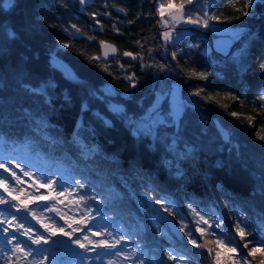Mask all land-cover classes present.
<instances>
[{
  "label": "trees",
  "instance_id": "trees-1",
  "mask_svg": "<svg viewBox=\"0 0 264 264\" xmlns=\"http://www.w3.org/2000/svg\"><path fill=\"white\" fill-rule=\"evenodd\" d=\"M156 3L0 0V144L23 150L54 179L83 183V189L76 186L88 206L126 236L144 264H174L166 252L184 264H217L223 249L217 236L238 245L237 256L261 264V253L248 256L243 244L251 240L249 248L264 250L255 243L264 241V101L258 99L264 93V0H255L240 19L232 17L240 15L243 0L209 7V15L220 18L212 23L244 31L234 58L204 54L210 35L202 28L165 45ZM100 41L117 53L105 59ZM127 75L135 76V87ZM173 84L184 105L177 126L170 117ZM198 89L201 95H194ZM149 116L155 125L144 123ZM190 204L204 217L223 208L229 223L201 236ZM156 205L172 209L179 228L203 248L189 244L185 232L182 242L166 227L160 236ZM238 214L250 225L245 241L236 231Z\"/></svg>",
  "mask_w": 264,
  "mask_h": 264
},
{
  "label": "rangeland",
  "instance_id": "rangeland-1",
  "mask_svg": "<svg viewBox=\"0 0 264 264\" xmlns=\"http://www.w3.org/2000/svg\"><path fill=\"white\" fill-rule=\"evenodd\" d=\"M216 1L217 0H211V5L209 7H211ZM160 2L161 0H157V7ZM187 7L194 14V17L200 16L201 19L203 18L202 12L204 10V0H197V2ZM209 24V28L198 27L190 24L177 25V28L180 30L179 38L168 43L163 40L162 33L165 29L160 24L162 42L167 46L177 45L184 38L202 28L204 30H209L210 35V38L205 39V44L202 49L204 54L215 52L222 57L227 56L234 58L240 56L241 52H238L237 48L242 44V41L245 38L244 31L238 28L218 25L216 23H212L211 20L209 21ZM58 67L69 77H74L72 71L68 67H65L64 63H61ZM161 99L162 95H158L156 97V100L151 107V114L158 110ZM169 100L170 117L177 126V122L184 107L181 101L180 89L177 84H173ZM109 108L117 113L122 112V108L114 104H110ZM144 123L150 126L155 125L151 116L145 119ZM222 133L226 136L225 132L222 131ZM0 163H5L6 167L9 168V171L7 172L0 168V180H3L5 184L9 186L8 192H5L3 186H0V196H4L12 204H17V207L19 208H21L23 204H28L27 219L30 220L29 222H24L18 218V211L16 208H12L10 205H0V264H5L8 257H11L9 264H17V261L18 264H31L33 260L42 259L45 255L49 257V259L45 261V264H108L109 260L114 261V264H136V257H132L129 260H125L123 256L97 257V253L103 251L102 249H95L85 253L84 250L74 244L72 240L65 243L61 247L58 246L57 238L59 236L68 238L67 236L61 234V228L64 232H71L73 228H81L82 230L80 232L73 234V239L80 238L81 242L85 244H87V241L83 239L85 235L93 241L107 238L110 242H114V240L117 239L122 232L116 230L114 231V229H112L110 224L107 222L106 218L100 212L95 210H92L90 213L91 216L95 217L94 221L90 220L88 224L74 223L73 221L87 219L84 215V208L82 206L78 207L75 203V201L79 198L77 193L73 192L71 195L69 194L71 189H77L75 182L63 177L54 179L52 175L44 169L42 164L31 159L23 150L10 146L4 147L0 144ZM13 172L15 173V176L12 175ZM24 172L31 173V176H25ZM16 177H19V180H17ZM48 180L52 181L51 187L40 186L41 184H46ZM58 184L65 185L69 188V191H65L63 192V195H59L58 193H60L62 189L58 186ZM13 197H15V199H13ZM45 197L47 199H45ZM163 207H166V205ZM169 211L172 214L174 213L172 209H169ZM13 216L16 217L14 221L12 219ZM241 217L242 216L239 214L236 215V224L239 222L241 227L247 225V228H249V222ZM205 219L209 221V225L222 222L220 227L221 229L225 224L229 223L226 219L225 213L223 212V208L220 211L217 209L213 210L211 214L205 216ZM178 221H180L179 218ZM198 221L200 226L207 230L205 233H211L214 230H217V228L214 227L209 229V225H204L202 221ZM69 224H71V228L69 227ZM89 224L92 227V231L85 230ZM104 224L108 225L106 230L112 231L113 236H93L92 233L98 230V226ZM18 225L22 226L19 227L18 231H13V229H16ZM43 225H48V231L45 230ZM154 225L158 229V234L160 236L167 235L165 226L159 220L158 222L155 221ZM3 228H8L9 234L16 237L13 244L19 243L21 247L27 245L33 250H39L38 254L34 252L32 256H28L27 258H24V254L19 252L13 255L11 252L13 245L6 243V236L3 233ZM25 229L30 230L29 234L33 237V239L40 235L45 237L48 240V243H42L40 245L32 244L31 241L28 240L27 235L20 234L24 232ZM88 247L89 249H92L93 245L88 244ZM132 247L133 246L127 239V243L124 246L123 251L130 252L135 250L134 247ZM43 249H48L49 251L45 253L43 252ZM25 250L27 251L28 249L26 248ZM138 256L141 258L139 254ZM262 256L264 259V255ZM238 257L239 256H237L236 253L228 252L225 248H223L220 250L219 258H216V260L219 259V264H233L234 261H237ZM247 261L249 260L247 259ZM174 264L184 263L182 260L177 259ZM240 264H243V261H240Z\"/></svg>",
  "mask_w": 264,
  "mask_h": 264
},
{
  "label": "snow or ice",
  "instance_id": "snow-or-ice-1",
  "mask_svg": "<svg viewBox=\"0 0 264 264\" xmlns=\"http://www.w3.org/2000/svg\"><path fill=\"white\" fill-rule=\"evenodd\" d=\"M8 4L10 5L12 3V0H7ZM195 2H197V0H166L165 2H160L158 3V7H157V13L160 17V20L158 21L165 29V31H163L162 33V37L163 40L168 43V42H173L175 39L179 38V32L180 30L177 28V25H181V24H190V25H195L198 27H204V28H209L210 24L209 21L210 20H219L220 18L218 16L215 15H209L208 12V7L211 5V0H204V10L202 12V19L200 16H195L194 14L189 10V8L187 6L194 4ZM79 3L81 5H84L87 3V0H79ZM255 3V0H243V9H236L237 12L240 13V15L238 16H233L232 19H240L241 16L243 17H247L250 15V9L252 7V5ZM118 11L124 12L125 10L123 8H119ZM105 15H110V13H105ZM94 18H95V14H93ZM96 23L99 25L100 21L96 20ZM128 23H132V21H128ZM72 28L75 30V33H80V29L78 27H76V25H72ZM116 31H119V29H114ZM65 31H67V29H65ZM89 39H92V37H89ZM140 42L137 41V44H139ZM100 44L102 46V48L107 49L104 52V58L107 59L109 57V55H115L117 53V49L116 47H114L111 44H107L105 41H100ZM71 45L69 43H63V47L68 48ZM123 55L125 57H130L131 59H137L139 58V54H134L132 52H128L125 51L123 53ZM176 52L172 53V57L173 59L176 58ZM92 59H100V57H93ZM121 67H123V65H120ZM161 69L163 70L165 68L164 65L160 66ZM260 68L262 71H264V64L260 65ZM107 71V69H105ZM191 75L196 76L200 79H205L206 78V74L205 73H197L195 71H193L191 73ZM125 79H127L132 87L136 86V82H135V76L134 75H127L125 76ZM194 95H201V90H196L194 93ZM235 99V97H233ZM258 99L264 101V93H262ZM155 111V110H154ZM232 116H237V113L232 112L230 113ZM158 119V117H157ZM259 139L264 142V136H259ZM0 168L4 169V171H9V168L6 167L5 163H0ZM13 176H15V173H12ZM25 176H31V173L29 172H24ZM17 180H19V177H16ZM75 184L78 186L79 189H83L85 186L83 183H81L79 180L75 181ZM0 186H3V189L5 192H8V188L9 186L7 184H5V182L3 180H0ZM41 187H51L52 186V181L48 180L46 184H41ZM58 186L62 189V191L60 193H58L59 195H63V192L65 191H69V188L66 187L63 184H58ZM73 192H76L78 195V200L75 201L76 205L78 207L82 206L84 208V215L87 217L86 220H81V221H73L74 223H78V224H88V222L90 220H95V217L91 216L90 213L92 211L91 207L88 206L87 204V197L83 194H80L77 192L76 188L71 189V192H69V194L71 195ZM13 199H15V197H13ZM45 199H47L45 197ZM93 200H95V197H92ZM157 203H161L160 201H157ZM0 205H10L12 208H16V210L19 212L21 210V208L17 207V204H12L9 200H7L4 196H0ZM23 209L25 211L28 210V204H23L22 205ZM189 208H191L192 212L199 217V220L203 222L204 225H209V221L207 219H205L204 215H202L196 208H193L192 205H189ZM163 210L165 212H169V215H171L172 213L169 211V209L167 207H164ZM98 211V210H97ZM13 221L16 219L15 216H13ZM10 223V222H9ZM67 223V221H66ZM222 225V222H217L214 225H209V229L211 228H220ZM22 225H18L16 229H13V231H18L19 227H21ZM43 227L45 228L46 231H48V225H43ZM69 227L71 228V224H69ZM248 226L245 225L244 227H241L240 223L237 222L236 224V231L237 234L240 237L241 241H245V238L250 234L248 231H246V228ZM108 228L107 224L104 225H100L98 226V230L93 232L92 235L93 236H103V237H111L113 236V232L112 231H107L106 229ZM82 229L81 228H73L71 232H64L63 229L61 228V234L64 236H67L68 239L72 240V242L74 244H76L79 248L83 249L84 252H88V251H92L95 249H102L103 251L98 252L97 253V257H102V256H123L125 260H129L132 257H136V264H144V260L141 259L138 254L137 251L133 250L130 252H124L123 248L127 243V238L124 234H120L118 236L117 239L114 240V242H110L109 239L104 238V239H98V240H90L88 238V236H84L83 239L87 241V244L82 243L80 238H76L73 239V234L80 232ZM86 231H92V227L89 224V226L85 229ZM181 232H185V227H181L180 229ZM205 231H207L204 227L200 226L199 223H197V227H196V232L200 233L201 236L204 235ZM30 230L29 229H25L24 232L20 233L21 235H27L28 240L31 241L32 244L34 245H40V244H47L48 240L43 237V236H36L35 239H33V237L29 234ZM3 233L6 236V243L13 245V247L11 248V252L13 255H15L17 252L19 253H23L24 254V258H27L28 256H32L34 254V252H36L38 254L39 250H33L30 247H28L27 245H25L24 247H21V245L19 243H15L13 244V241L16 240V237L14 235H10L9 234V229L8 228H3ZM185 235H187L189 237L188 239V243L193 245L196 248H203V245L199 244L197 242L196 238H192L193 234L191 232H185ZM216 242L217 245L225 248L226 251L231 252V253H237L239 251L238 245L234 244L231 241H224L221 239L220 236L216 237ZM229 243H233V246L228 247L227 245ZM254 242L251 240H247L244 244L243 247L244 248H248V256H255V254L257 252H260L261 255H264V250H262L259 247H251L249 248L250 244H253ZM257 244H264V241H257L255 242ZM88 244L93 245L92 249H89ZM119 246V247H118ZM137 248H139V245L136 246ZM28 249L27 251L25 249ZM7 250V249H6ZM49 250L48 249H43V252L47 253ZM209 253H211V249H208ZM165 255L168 256L169 259L175 260L178 259L177 257H175L172 253H165ZM217 258H219L220 256V252L216 253ZM49 257L48 256H43L42 259L39 260H33L31 262V264H45V261L48 260ZM19 260V258H18ZM11 261V257H8V260L5 262V264H9V262ZM240 261H243V264H250L249 261H247V259L245 257H238L237 261H234L233 264H240ZM18 264V261H17ZM108 264H114V261L109 260ZM217 264H219V259H217ZM261 264H264V261H261Z\"/></svg>",
  "mask_w": 264,
  "mask_h": 264
},
{
  "label": "water",
  "instance_id": "water-1",
  "mask_svg": "<svg viewBox=\"0 0 264 264\" xmlns=\"http://www.w3.org/2000/svg\"><path fill=\"white\" fill-rule=\"evenodd\" d=\"M27 212L28 210L25 211L23 207H21V210L17 213L18 218L24 222H29L30 220L27 219ZM155 215L167 228L170 235H172L178 242L183 241V233L180 231V228L177 225L175 219L173 218V216L169 215L168 212H165L161 205L155 206ZM69 241L70 239L66 237L59 236L57 238V244L60 247Z\"/></svg>",
  "mask_w": 264,
  "mask_h": 264
},
{
  "label": "bare ground",
  "instance_id": "bare-ground-1",
  "mask_svg": "<svg viewBox=\"0 0 264 264\" xmlns=\"http://www.w3.org/2000/svg\"><path fill=\"white\" fill-rule=\"evenodd\" d=\"M133 248V247H132Z\"/></svg>",
  "mask_w": 264,
  "mask_h": 264
}]
</instances>
